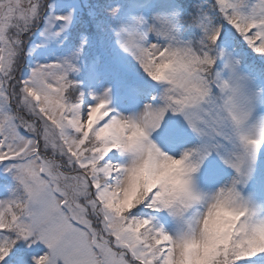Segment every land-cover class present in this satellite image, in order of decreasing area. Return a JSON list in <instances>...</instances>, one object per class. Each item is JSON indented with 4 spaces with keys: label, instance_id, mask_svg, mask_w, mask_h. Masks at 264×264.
<instances>
[{
    "label": "snow or ice",
    "instance_id": "6c2138e0",
    "mask_svg": "<svg viewBox=\"0 0 264 264\" xmlns=\"http://www.w3.org/2000/svg\"><path fill=\"white\" fill-rule=\"evenodd\" d=\"M0 264H264V0H0Z\"/></svg>",
    "mask_w": 264,
    "mask_h": 264
}]
</instances>
